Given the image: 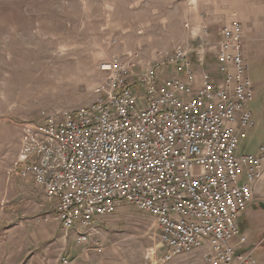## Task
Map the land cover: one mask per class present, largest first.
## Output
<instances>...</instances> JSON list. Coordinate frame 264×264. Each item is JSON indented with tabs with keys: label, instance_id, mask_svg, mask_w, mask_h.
<instances>
[{
	"label": "built area",
	"instance_id": "1",
	"mask_svg": "<svg viewBox=\"0 0 264 264\" xmlns=\"http://www.w3.org/2000/svg\"><path fill=\"white\" fill-rule=\"evenodd\" d=\"M235 16L220 27L213 69L185 47L148 64L136 53L113 56L98 65L104 80L91 104L22 123L16 170L54 199L76 243L88 249L94 221L127 202L159 224L165 251L150 264L204 246L206 264H260L256 247L242 250L239 227L264 175V140L255 153H236L253 125L255 89Z\"/></svg>",
	"mask_w": 264,
	"mask_h": 264
},
{
	"label": "rangeland",
	"instance_id": "2",
	"mask_svg": "<svg viewBox=\"0 0 264 264\" xmlns=\"http://www.w3.org/2000/svg\"><path fill=\"white\" fill-rule=\"evenodd\" d=\"M254 1L0 0V264L160 260L165 248L156 217L127 202L94 221L99 231L88 249L76 243V232H66L56 218L54 199L16 170L22 123L38 122L43 111L91 104L104 80L98 65L113 56L136 53L140 64H148L185 47L194 60L204 52L206 68L213 69L220 27L235 12L244 23L245 57L255 89L247 105L253 125L239 135L236 153L257 152L264 140V0ZM255 188L239 227L248 236L242 250L256 247L254 254L264 264V178ZM205 249L157 264H206Z\"/></svg>",
	"mask_w": 264,
	"mask_h": 264
},
{
	"label": "crops",
	"instance_id": "3",
	"mask_svg": "<svg viewBox=\"0 0 264 264\" xmlns=\"http://www.w3.org/2000/svg\"><path fill=\"white\" fill-rule=\"evenodd\" d=\"M254 1V0H253ZM255 2V1H254ZM255 8V13L256 14H258L259 15V10H256V7H254ZM259 9H260V6L258 7ZM260 13H261V11H260ZM240 21H241V23H242V25H243V28H244V23H243V21L240 19V17L238 18ZM245 31V30H244ZM263 178H264V175H263V177L261 178V179H259L257 182H255L254 184H253V189H256L255 187H256V185H257V183H259L261 180H263ZM243 232V231H242ZM243 233H245V232H243ZM246 234V233H245ZM263 254V253H262Z\"/></svg>",
	"mask_w": 264,
	"mask_h": 264
}]
</instances>
